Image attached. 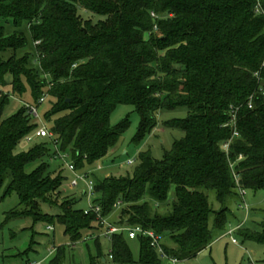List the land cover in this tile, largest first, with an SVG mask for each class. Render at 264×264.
Returning <instances> with one entry per match:
<instances>
[{
	"label": "trees",
	"instance_id": "16d2710c",
	"mask_svg": "<svg viewBox=\"0 0 264 264\" xmlns=\"http://www.w3.org/2000/svg\"><path fill=\"white\" fill-rule=\"evenodd\" d=\"M258 1L264 8V0H0V82L10 75L13 93L29 89L35 106L48 98L45 119L53 133L17 152L39 125L28 104L3 117L9 95H1L0 191L3 197L15 192L20 200L8 218L31 216L49 229L59 222L73 244L85 232L106 229L116 264L192 259L216 234L224 235L229 200L241 198V190L264 188V13L256 11ZM81 9L104 19L84 20ZM27 30L39 69L29 67L30 54L18 55L29 44ZM123 104L140 115L136 143L156 128L161 109L187 108L185 119L166 123L186 135L161 160L142 152L132 174L93 175L92 201L101 210L87 212L62 191L66 177L49 172L43 158L50 155L48 144L55 158L68 154L77 171L105 158L130 125L126 118L111 126L112 113ZM33 161L41 164L28 173ZM173 187L171 209L160 212L157 204L168 201ZM101 218L152 230L160 246L139 235L135 261L127 238L135 239L125 230L107 234ZM235 232L264 245V223ZM95 242L91 264L102 255L100 237ZM55 252L49 264H64L65 248Z\"/></svg>",
	"mask_w": 264,
	"mask_h": 264
},
{
	"label": "rangeland",
	"instance_id": "374dc122",
	"mask_svg": "<svg viewBox=\"0 0 264 264\" xmlns=\"http://www.w3.org/2000/svg\"><path fill=\"white\" fill-rule=\"evenodd\" d=\"M81 15L84 20L92 19L94 22L103 20L104 17L98 14L81 9ZM155 17V16H154ZM7 33L13 31L12 26H7ZM26 34L29 38L28 46L20 50L18 55L30 54L29 67L39 69L35 45L30 39L28 30ZM148 36V35H147ZM2 94L9 95V102L6 105L3 117H8L25 104L33 105L34 100L28 89L23 95L13 93L12 78L10 75L0 82V97ZM51 108V101L47 98L46 102L39 105V117L36 118L39 127H46L50 130L51 124L45 119L46 114ZM188 110L186 107H179L174 110L161 109L156 114L157 126L141 143H136L134 138L138 132L140 124V115L134 105H119L111 116V126H118L123 120L129 118L130 125L121 137L118 144L103 159L94 163L91 167L78 170L79 174L88 173L90 179L104 177L108 175H126L132 174L135 167L139 164V156L142 152L150 151L156 159H163L165 152L170 151L176 140L185 138V131L180 128H170L166 123L175 119H185ZM40 139L35 136L30 141L22 140L17 147V152L27 151L33 147ZM50 155L43 158L47 164L49 172L53 175L62 173L66 177L62 191L69 196H75L79 199L77 207L88 210L90 200L87 196H82L80 190H73L70 187V181L74 174L69 170L68 165L72 163L71 157H54L55 147L48 144ZM132 159L134 164L127 165L126 162ZM41 161H33L26 165L25 170L28 173L33 172ZM80 181V189H86L87 183ZM175 188L170 191L168 201L157 204L160 212H167L171 209L175 199ZM211 205L218 209L220 207L213 191L207 192ZM95 198V195L91 198ZM19 197L13 192L3 197V190L0 191V264L5 262L9 264H31L39 263L49 264L58 248H65L64 264H91V257L97 256V247L95 239L100 237L101 258L98 264H116L110 258L112 244L110 237L106 235V229L94 232H85L83 238L76 243H72L70 237L65 233V227L59 222L51 226L47 222H35L31 216L8 218V213L19 205ZM93 204V201H91ZM228 206L231 209L230 220L226 231H236L238 226L242 228L260 229L264 223V188L258 191L245 189L242 197L237 196L229 200ZM156 208V207H155ZM44 211L51 214L58 213L56 208L44 206ZM120 209L113 214L110 219L117 221ZM213 216L210 219L212 225ZM111 221V220H110ZM92 235V237H91ZM234 237L238 240V245L234 244L229 235L223 236L222 233L216 234L212 244L201 251L195 258L179 260L174 263L170 259H164L163 264H251V261L257 264H264V245L252 241H244L235 232ZM127 242L135 261H138L141 254L140 239Z\"/></svg>",
	"mask_w": 264,
	"mask_h": 264
},
{
	"label": "built area",
	"instance_id": "2783aa9c",
	"mask_svg": "<svg viewBox=\"0 0 264 264\" xmlns=\"http://www.w3.org/2000/svg\"><path fill=\"white\" fill-rule=\"evenodd\" d=\"M256 11L258 13H264V8L262 6V3L260 1H258V4L256 6ZM153 16H155L153 14ZM46 97H42L40 99V105L42 103L45 102ZM252 106V105H250ZM28 108H29V112L31 115H33L35 118L39 117V106H35V105H29L28 104ZM233 119H236V115H233ZM238 132H234V135H237ZM35 136L36 138H46V137H53V133L51 131H49L46 127H39L38 129H36L29 137H27V140L30 141L32 139V137ZM224 147L226 149L229 148V142L224 144ZM60 157H65L68 156V154L65 153H59ZM134 163V161L132 159H129L126 164L127 165H132ZM69 170L74 174V178L70 181V187L73 190H80L81 195H85L88 197V199L90 200V208L87 210H95L96 212H100V207L99 206H94V204H92V197L95 195V181L93 179H90L89 181H85L86 178L89 177V175L87 173L85 174H79L78 171L76 170L75 164L72 162L68 165ZM237 178V182L239 184V178ZM80 181H85L87 183V188L81 190L80 189ZM244 190H241V195H243ZM102 221L103 224H107L108 225V230H107V234H112L115 232H119L122 230H125L128 232V235L131 239H135L137 238L139 235L142 236H147V237H151L152 238V244L153 246H160V237L158 235L155 234L154 231L152 230H148V229H144L142 226L137 225V226H127V227H118L115 226L113 224H109L107 219L101 218L100 219ZM241 226V225H240ZM238 226L237 229L240 227ZM225 235H229L231 237V240L234 244H239L238 240L234 237V231L230 230L228 232H226L223 236ZM161 253L163 254L162 249L160 248ZM172 261L175 263L177 262L176 259H172ZM3 264H9V263H3ZM31 264H41V262L39 263H31ZM251 264H257L253 261H251Z\"/></svg>",
	"mask_w": 264,
	"mask_h": 264
}]
</instances>
